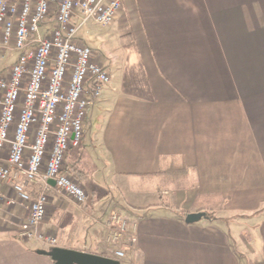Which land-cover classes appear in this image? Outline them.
I'll return each mask as SVG.
<instances>
[{
  "label": "crops",
  "instance_id": "0c3cea01",
  "mask_svg": "<svg viewBox=\"0 0 264 264\" xmlns=\"http://www.w3.org/2000/svg\"><path fill=\"white\" fill-rule=\"evenodd\" d=\"M115 21L122 50L102 63L93 49L117 79L103 94L117 111L103 140L115 180L97 197L99 172L75 166L70 149V175L90 183L84 209L49 191L29 239L28 204L0 184L15 199L0 202V264H55L57 249L119 264H264V0H125ZM6 55L0 75L18 56ZM112 212L138 225L123 259L103 243Z\"/></svg>",
  "mask_w": 264,
  "mask_h": 264
},
{
  "label": "built area",
  "instance_id": "2783aa9c",
  "mask_svg": "<svg viewBox=\"0 0 264 264\" xmlns=\"http://www.w3.org/2000/svg\"><path fill=\"white\" fill-rule=\"evenodd\" d=\"M124 1L0 0V52L18 54L0 75V184L29 206L24 238H33L44 221L49 191L84 209L87 194L65 172V160L80 146L87 111L111 77L77 33L89 22L111 25ZM35 185L40 191L32 198ZM0 202L12 205L15 199L0 190ZM137 226L117 212L107 216L103 243L113 247L114 258L133 250Z\"/></svg>",
  "mask_w": 264,
  "mask_h": 264
},
{
  "label": "rangeland",
  "instance_id": "374dc122",
  "mask_svg": "<svg viewBox=\"0 0 264 264\" xmlns=\"http://www.w3.org/2000/svg\"><path fill=\"white\" fill-rule=\"evenodd\" d=\"M126 30L120 26L116 21H114L109 26H101L99 24L89 22L86 26L79 29L77 33V38L81 42L90 46L92 49L96 50L99 53V61L104 63L105 58L111 59L114 51L122 50V44L126 35ZM121 44V45H120ZM16 54V53H14ZM14 54L12 57H9L10 54L6 55L5 61L11 62L14 59ZM118 58L122 59V54L119 53ZM113 74V73H112ZM117 79L110 81V85L116 82ZM113 81V82H112ZM107 85V86H110ZM107 86L105 88H107ZM104 88L100 101L93 105L87 111V124L83 126V139L84 143L81 142L78 148L73 149L74 162L75 166L84 171H92L91 173L99 172V174L92 180L91 184H94L97 189L100 187H105L107 184L110 185L115 179L112 178V168L107 165L109 159L108 154L103 147V140L106 138V126L111 121L110 118H114L117 115V111L113 114V106L115 98H110L108 101H104ZM105 95V94H104ZM114 115V116H113ZM83 141V140H82ZM85 144V148H84ZM79 150V155L76 152ZM80 157V159H79ZM74 172L73 168H70ZM78 177V176H77ZM82 184V188L89 187L90 183L84 182V180L78 177ZM100 190V189H99ZM109 191L102 189L99 192L97 191V197L107 194ZM116 195V194H115ZM119 214V213H118ZM251 225H244L243 229L247 232L251 231Z\"/></svg>",
  "mask_w": 264,
  "mask_h": 264
},
{
  "label": "water",
  "instance_id": "95a60500",
  "mask_svg": "<svg viewBox=\"0 0 264 264\" xmlns=\"http://www.w3.org/2000/svg\"><path fill=\"white\" fill-rule=\"evenodd\" d=\"M51 184H55L51 181ZM202 218V214L194 213L187 216L188 222H196ZM56 261L55 264H119L117 261L96 255H91L73 250H54L50 253Z\"/></svg>",
  "mask_w": 264,
  "mask_h": 264
},
{
  "label": "trees",
  "instance_id": "16d2710c",
  "mask_svg": "<svg viewBox=\"0 0 264 264\" xmlns=\"http://www.w3.org/2000/svg\"><path fill=\"white\" fill-rule=\"evenodd\" d=\"M82 171H83V170H82ZM65 172H66V173H68V172H69L70 174H71V172H72V173H74L73 171H71V170H70V168H69V167H66V171H65ZM65 172H64V173H65ZM74 177H75V176H74Z\"/></svg>",
  "mask_w": 264,
  "mask_h": 264
}]
</instances>
